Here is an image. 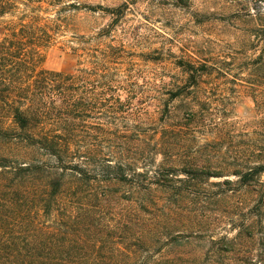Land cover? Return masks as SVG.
I'll use <instances>...</instances> for the list:
<instances>
[{"label":"trees","instance_id":"1","mask_svg":"<svg viewBox=\"0 0 264 264\" xmlns=\"http://www.w3.org/2000/svg\"><path fill=\"white\" fill-rule=\"evenodd\" d=\"M81 9L0 0V264H264V24L236 51L177 59L180 103L157 108L178 127L121 128L134 106L103 88L109 51L89 45L108 31L77 32ZM63 31L76 45L57 49L71 47L75 66L48 69ZM201 84L239 86L250 119L235 129L229 104L187 100ZM210 177H226L210 197L231 237L207 225Z\"/></svg>","mask_w":264,"mask_h":264},{"label":"rangeland","instance_id":"2","mask_svg":"<svg viewBox=\"0 0 264 264\" xmlns=\"http://www.w3.org/2000/svg\"><path fill=\"white\" fill-rule=\"evenodd\" d=\"M63 1L78 2L82 6L76 12L77 32L94 36L102 28L108 31L100 44L97 45V39L93 38L89 46L97 49V54L104 47L109 51L107 74L112 80L107 81L103 88H115L121 99L129 100L134 106L133 110L124 114L121 128L178 127L175 117L170 120L157 108L158 105L162 107L168 99H173L170 102L174 105L180 103V98L172 95L176 84L174 80H185L187 76L181 74L180 67L176 65L177 59L188 56L191 60L201 61L203 58H215L221 52L236 51L246 29L257 23L264 24V0ZM103 8H109V11ZM117 8L121 11L118 16ZM62 33L57 36L54 48L47 52L43 66L70 71L76 63L72 48L66 46L61 52L57 47L64 43L71 46L76 44L69 41L70 31ZM116 50L117 53L114 52ZM237 77L238 80L245 79L246 73H239ZM204 79L222 80L214 77ZM211 88L215 89L213 94ZM236 88L238 93L231 91V85L201 84L199 92L184 97L187 100L194 97L209 100L213 105L222 102L229 104L231 112L227 118L236 129L239 123L250 119L253 108L251 98L245 96L239 86ZM107 92L110 93V90ZM221 152L219 149L212 160H218ZM224 178L210 177L202 185L204 194L209 195V199L206 198L203 203V209L210 218L207 225L216 237L227 233L231 237L236 232L220 221L224 214L222 207L214 204L210 197L218 189L211 183ZM261 178L264 180V174ZM228 179L236 180L233 175ZM248 195L251 199L256 198L253 194Z\"/></svg>","mask_w":264,"mask_h":264}]
</instances>
